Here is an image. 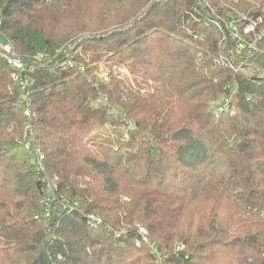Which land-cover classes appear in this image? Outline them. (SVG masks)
<instances>
[{
	"label": "trees",
	"instance_id": "1",
	"mask_svg": "<svg viewBox=\"0 0 264 264\" xmlns=\"http://www.w3.org/2000/svg\"><path fill=\"white\" fill-rule=\"evenodd\" d=\"M198 1L0 0V41L27 64L0 56V264H264V77L234 72L209 24L264 0ZM105 56L127 75L98 79Z\"/></svg>",
	"mask_w": 264,
	"mask_h": 264
},
{
	"label": "built area",
	"instance_id": "2",
	"mask_svg": "<svg viewBox=\"0 0 264 264\" xmlns=\"http://www.w3.org/2000/svg\"><path fill=\"white\" fill-rule=\"evenodd\" d=\"M204 3L205 7L210 8L208 2L206 0H200L197 2V6H200ZM218 6L221 8L223 6L222 0H218ZM256 8V13L251 15L249 14H228L226 13L223 18L220 14H217L216 11H212V17L209 18V24H213L220 31L224 32L222 35L223 39H229L231 41V54L234 56L240 57L243 61L241 65L234 69V72H239L241 68H243V64L246 63L248 59L257 55H264V9ZM0 56L3 58L7 67L16 73H23L25 69H27L26 62L19 57V55L15 52V50L6 42L0 41ZM38 61H45V54H38L35 56ZM83 72V68L79 69ZM124 68L120 65L113 66V72L122 73ZM108 73H101V77H107ZM20 90L23 92L24 87L23 83L20 82ZM229 98H225L221 101L215 102V108L217 113H221L224 110V107L229 104ZM95 104L98 105H107V99L105 96H97L94 100ZM26 122H25V131L24 137L19 141V144L23 146V149L26 151H32L31 142L33 140V131L29 124L30 117L28 113H25ZM33 158V157H32ZM43 156L39 154L36 150L34 152V158L31 163L37 169H41ZM51 189L49 187L46 188V192L50 193ZM251 213L255 214V209H248ZM264 219V215L260 216ZM86 221L89 226L96 227L103 225L101 218L95 215H87ZM140 234L141 240L137 239L135 241V246H140L143 243H146L145 231L140 228L138 230ZM151 252L155 253L152 249V245H149ZM263 262H264V253H263Z\"/></svg>",
	"mask_w": 264,
	"mask_h": 264
},
{
	"label": "rangeland",
	"instance_id": "3",
	"mask_svg": "<svg viewBox=\"0 0 264 264\" xmlns=\"http://www.w3.org/2000/svg\"><path fill=\"white\" fill-rule=\"evenodd\" d=\"M132 35V34H131ZM134 38V37H133ZM132 38V39H133ZM116 41V40H115ZM126 47V46H125ZM73 47H70V42H69V44H67V46H66V49H67V51H71V49H72ZM122 49H124V46L122 47V48H120V50H122ZM67 51H64V49H60L59 51H57V55L55 54L53 57H52V59H55L58 55H60V54H62V53H66ZM103 53V52H102ZM38 54H40V53H38ZM38 54H36V55H38ZM73 54V53H72ZM71 53H66L65 55H64V58H68V60H70L71 59V55H72ZM107 54H109L110 55V53H107ZM35 55V56H36ZM46 56V55H45ZM108 56V55H107ZM107 56H105V57H102L101 59L102 60H100V61H98L99 63H94L93 65H95V67L97 68V70H96V72H94V74H96V76H97V78L98 79H107L108 77H105V78H103V77H101V73H104V72H110L111 74H113V75H115V72H113V66H115L116 64H113V63H119L120 61L118 60V59H116V58H113L112 60H111V62H113L111 65H109V64H102L101 62H104L105 60H107ZM49 57V56H48ZM107 57V58H106ZM50 58V57H49ZM105 63V62H104ZM121 63V62H120ZM241 65V63L240 64H237V67L238 66H240ZM244 65V66H243ZM242 66H243V68H241L240 69V71H239V73H241V75H243L244 77H264V71H263V69H261L260 67H259V65L258 64H254V62H251L248 66H247V63L246 64H243ZM123 68L125 67L124 65L122 66ZM126 73V68L123 70V72L122 73H120V75H127V74H125ZM91 76H89V81H91L90 78ZM124 128V127H123ZM99 130H105L107 133L105 134V136L106 135H109V133L111 132L110 131V124L109 123H107V124H104V125H102V126H95L93 129H90V133L87 135V137L85 138V140H84V143H87V144H89V145H91L92 143L91 142H87L88 141V139H91L95 134L94 133H96L97 131H99ZM110 137H113V134L111 133L110 134ZM16 150V152H17V154L19 155V156H22L23 154H24V151H23V149L22 148H16L15 149ZM68 209V208H67ZM263 242H264V238H263ZM135 246V245H134ZM135 247H137V248H139V247H141V245L140 246H135ZM151 250V249H150Z\"/></svg>",
	"mask_w": 264,
	"mask_h": 264
}]
</instances>
